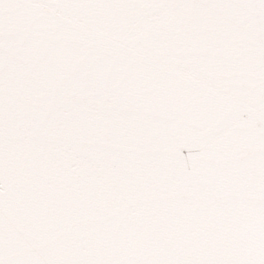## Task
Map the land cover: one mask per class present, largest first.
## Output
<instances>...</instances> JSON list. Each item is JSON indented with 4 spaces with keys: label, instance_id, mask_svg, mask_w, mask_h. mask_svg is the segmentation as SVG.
Here are the masks:
<instances>
[{
    "label": "snow or ice",
    "instance_id": "1",
    "mask_svg": "<svg viewBox=\"0 0 264 264\" xmlns=\"http://www.w3.org/2000/svg\"><path fill=\"white\" fill-rule=\"evenodd\" d=\"M0 264H264V0H0Z\"/></svg>",
    "mask_w": 264,
    "mask_h": 264
}]
</instances>
